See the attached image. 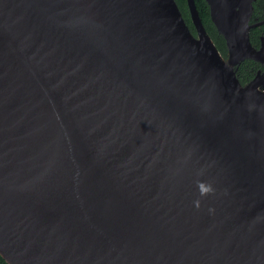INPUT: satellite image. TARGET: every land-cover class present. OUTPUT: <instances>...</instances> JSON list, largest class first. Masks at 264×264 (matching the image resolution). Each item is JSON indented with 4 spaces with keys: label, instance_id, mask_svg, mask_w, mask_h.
<instances>
[{
    "label": "water",
    "instance_id": "water-1",
    "mask_svg": "<svg viewBox=\"0 0 264 264\" xmlns=\"http://www.w3.org/2000/svg\"><path fill=\"white\" fill-rule=\"evenodd\" d=\"M206 1L227 58L195 0L196 34L176 0H0L8 264H264V38Z\"/></svg>",
    "mask_w": 264,
    "mask_h": 264
},
{
    "label": "trees",
    "instance_id": "trees-1",
    "mask_svg": "<svg viewBox=\"0 0 264 264\" xmlns=\"http://www.w3.org/2000/svg\"><path fill=\"white\" fill-rule=\"evenodd\" d=\"M176 1L178 3L180 10L182 11L185 20L190 25L191 30L195 33V28L191 21L190 12L187 5V0H176ZM195 1L207 31L214 39L222 55L227 58L228 50H227L226 40L218 32L216 26L212 22L209 4L207 3L206 0H195ZM258 30L259 29H255L250 34L251 42L255 47H258L260 44V40L258 39V33H259ZM260 68H262V65L259 62L253 59H247L243 61L239 66H237V75L240 81L243 84H246L256 76ZM0 264H8L6 260L1 256V254H0Z\"/></svg>",
    "mask_w": 264,
    "mask_h": 264
},
{
    "label": "flooded vegetation",
    "instance_id": "flooded-vegetation-1",
    "mask_svg": "<svg viewBox=\"0 0 264 264\" xmlns=\"http://www.w3.org/2000/svg\"><path fill=\"white\" fill-rule=\"evenodd\" d=\"M196 3V1H195ZM187 5H188V9H189V12H190V17H191V21L193 23V20H192V16H191V10H190V7H189V4H188V0H187ZM197 6V5H196ZM253 6H254V10H253V14H252V17H251V20H250V23L251 24H254L255 26L251 29L250 31V34L253 30L255 29H259V33H258V39L260 40V44L257 48H259L262 44V41H263V38H264V0H254L253 1ZM198 9V7H197ZM199 11V10H198ZM200 14V12H199ZM201 17V16H200ZM202 19V18H201ZM203 21V20H202ZM187 22V21H186ZM188 24V22H187ZM189 25V24H188ZM190 26V25H189ZM193 26H194V23H193ZM191 28V27H190ZM195 28V26H194ZM194 33V32H193ZM196 34V29H195V33ZM256 61V60H255ZM258 62V61H257ZM262 69V68H260ZM259 69V70H260Z\"/></svg>",
    "mask_w": 264,
    "mask_h": 264
},
{
    "label": "clouds",
    "instance_id": "clouds-1",
    "mask_svg": "<svg viewBox=\"0 0 264 264\" xmlns=\"http://www.w3.org/2000/svg\"><path fill=\"white\" fill-rule=\"evenodd\" d=\"M211 191V188L208 187V188H204L202 185H201V194H207V192Z\"/></svg>",
    "mask_w": 264,
    "mask_h": 264
}]
</instances>
